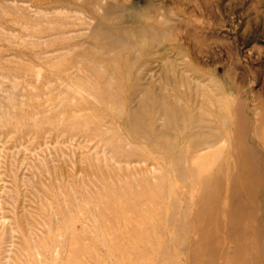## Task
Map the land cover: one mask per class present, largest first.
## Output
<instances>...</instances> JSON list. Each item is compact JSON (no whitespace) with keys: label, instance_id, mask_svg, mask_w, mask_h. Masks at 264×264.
<instances>
[{"label":"rangeland","instance_id":"374dc122","mask_svg":"<svg viewBox=\"0 0 264 264\" xmlns=\"http://www.w3.org/2000/svg\"><path fill=\"white\" fill-rule=\"evenodd\" d=\"M0 264H264V0H0Z\"/></svg>","mask_w":264,"mask_h":264},{"label":"bare ground","instance_id":"6f19581e","mask_svg":"<svg viewBox=\"0 0 264 264\" xmlns=\"http://www.w3.org/2000/svg\"><path fill=\"white\" fill-rule=\"evenodd\" d=\"M241 108V107H240ZM235 110V109H234ZM249 121V120H248ZM263 121V120H262ZM235 122V121H234ZM232 123H233V121H232ZM235 124V123H234ZM242 124H243V122H242ZM257 124V123H256ZM260 124V123H259ZM253 127V126H252ZM234 128V127H233ZM236 128V127H235ZM239 128H241V126L239 127ZM255 128V127H254ZM251 129V128H250ZM238 130V129H237ZM256 130V129H255ZM234 132V131H233ZM252 136V135H251ZM253 138V137H252ZM253 142V141H252ZM204 168V167H203ZM202 168V169H203ZM177 174V173H176ZM199 178V177H198ZM201 180V179H200ZM191 202V201H190ZM191 209V208H190ZM251 211V210H250ZM190 212V211H189ZM189 214V213H188ZM224 225V224H223ZM182 229V228H181ZM182 231V230H181ZM217 231V230H216ZM227 236V235H226ZM195 237V236H194ZM196 238V237H195ZM179 240V239H178ZM227 244V243H226ZM252 250V249H251ZM263 251V250H262ZM200 252V251H199ZM249 252V251H248ZM213 255V254H212Z\"/></svg>","mask_w":264,"mask_h":264}]
</instances>
